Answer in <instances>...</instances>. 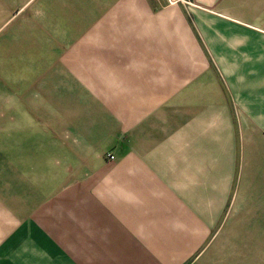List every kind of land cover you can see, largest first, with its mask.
<instances>
[{
	"label": "crops",
	"instance_id": "0c3cea01",
	"mask_svg": "<svg viewBox=\"0 0 264 264\" xmlns=\"http://www.w3.org/2000/svg\"><path fill=\"white\" fill-rule=\"evenodd\" d=\"M19 9L55 37L41 80L87 96L63 138L88 159L12 190L0 264L264 263V0Z\"/></svg>",
	"mask_w": 264,
	"mask_h": 264
},
{
	"label": "rangeland",
	"instance_id": "374dc122",
	"mask_svg": "<svg viewBox=\"0 0 264 264\" xmlns=\"http://www.w3.org/2000/svg\"><path fill=\"white\" fill-rule=\"evenodd\" d=\"M22 3L0 0V212L9 202H21L23 196H8L12 190L32 196L42 182L60 175L56 163L88 159L72 150L85 141L63 138L68 127L79 128L72 121L87 111V96L80 102L70 92L61 97L54 75L47 76L48 84L41 80L46 64L54 62L46 53L55 37L44 34L35 12L19 9ZM113 142L108 149L117 146Z\"/></svg>",
	"mask_w": 264,
	"mask_h": 264
},
{
	"label": "built area",
	"instance_id": "2783aa9c",
	"mask_svg": "<svg viewBox=\"0 0 264 264\" xmlns=\"http://www.w3.org/2000/svg\"><path fill=\"white\" fill-rule=\"evenodd\" d=\"M108 158H109V159H113V158H114V155H112V154H108Z\"/></svg>",
	"mask_w": 264,
	"mask_h": 264
}]
</instances>
